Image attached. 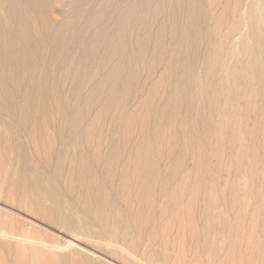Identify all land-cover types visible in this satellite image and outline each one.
I'll return each mask as SVG.
<instances>
[{"label":"rangeland","instance_id":"374dc122","mask_svg":"<svg viewBox=\"0 0 264 264\" xmlns=\"http://www.w3.org/2000/svg\"><path fill=\"white\" fill-rule=\"evenodd\" d=\"M68 1L48 0L47 15L52 22L67 17ZM105 1L95 2L101 4ZM127 1L115 0V51L110 46L114 35L108 39L109 42L104 36L102 47L97 52L98 69L95 76L86 83L88 86L85 85L86 89L100 86L101 91L83 104V110L88 114L83 122L87 119V124L91 118L94 119L95 114L97 118L103 106L106 114L103 111L105 116L100 113L99 119H94L95 132L82 144L90 155L102 153L103 150L102 154L109 155L111 150L115 152V158L119 157L122 163L129 162V165L130 161H135L143 154L147 155L152 164L151 170H156L159 177L165 180L166 193L170 194L175 186L176 190L180 189L179 194L184 196H180L182 205L179 208L183 216L178 222L174 218V222L170 211L166 213L156 208L153 222L150 223L152 226L145 225L146 214L140 220L136 219L137 225V221H134V216H137L136 205L129 206L121 196L115 195L119 208L127 213L130 221L133 219L132 232L128 238L132 239V243L135 239V249L130 248L137 250H131L134 251L133 256L110 255L97 247L98 244L95 246L94 241L92 245L91 239L81 238L83 240L74 242L77 246L57 251V259L61 260L62 254L69 255L71 252L72 255L79 251L84 254L87 252V257L94 260L92 262L95 264H264V63L260 59L257 40L253 52H247L239 61L230 60L227 52L251 28L244 16L254 15L256 34V19L262 9L260 0H149L142 21L138 20L142 10L122 11L125 16L131 17V24L124 28L125 40L122 43L119 40L118 21L124 15L118 11V7L126 8ZM2 2L0 0V18L5 20L6 0ZM1 39L4 40V37L0 36V45L3 43ZM46 43L45 37L35 50L37 57L44 51ZM262 56L264 58V49ZM0 68H3L0 70V77H3L6 65L0 62ZM64 82L60 80L63 86L61 92L67 90L63 92L66 96L72 84L66 80ZM9 86V82L0 84V94L3 93L0 95V118H3L0 120V264H16L14 244L18 234L30 240L38 232L35 238L50 245L61 246L67 240H72L68 232L29 213L18 204L16 189L5 184V178L2 179V168L5 174L7 172L6 177L12 176L14 171L11 169H15L17 163L10 159H15L20 151L29 157L34 155L33 162L43 167L42 156L34 153L28 134L17 126L19 114L12 107L13 98L9 97ZM112 86L115 87V98L110 101L107 94L108 88ZM96 94L101 95L98 97ZM18 95L13 96L15 105L19 100ZM77 99L75 95L71 103L75 104ZM88 102L89 105L86 104ZM56 112L53 104L50 111L53 121L49 118L47 125L52 140L50 148H54L52 152L58 150L60 138L57 137L66 130L64 124L63 129L58 128L62 118L55 120L58 117ZM4 123L9 126V130H5L4 125L1 132V124ZM61 123L66 124L65 121ZM98 125L100 128L97 130ZM24 132L26 135H23ZM94 133L100 136L94 135L93 139ZM146 138L148 141H144ZM140 142L146 145L143 147ZM90 148L96 149L95 153ZM184 184L190 190L182 187ZM7 191L13 194L9 200ZM190 191L191 194L194 192L191 197L187 196ZM189 200L191 204L199 201L198 207L197 203L190 207ZM201 212H205L206 216ZM200 214L203 217H199ZM207 223H210L207 226L209 228L205 227ZM194 226L195 236L192 232ZM204 237L209 240H204ZM231 248L236 256L233 251H226ZM59 262L64 264L63 261Z\"/></svg>","mask_w":264,"mask_h":264},{"label":"bare ground","instance_id":"6f19581e","mask_svg":"<svg viewBox=\"0 0 264 264\" xmlns=\"http://www.w3.org/2000/svg\"><path fill=\"white\" fill-rule=\"evenodd\" d=\"M95 1L96 0H69L67 4L68 10L66 9L67 17L60 21L52 22L47 15L48 0H6L7 10L5 9V11L7 19L4 18L5 20H3L2 17V19L0 18V36L4 37V40L1 39L3 43L0 45V62L1 64H5L7 68L5 75L2 74L3 77H0V84L5 82L10 83L8 92L10 99H14L13 96L17 93L19 94V100L16 105L13 99L11 102L13 103L12 107H14L19 114L17 126L25 130L30 138L29 141L31 140L30 142L34 146V153L37 155L39 154L40 157L42 156L41 159H43V167H39L33 162L32 157L34 155L29 157L23 151H20L19 154L15 155V159H10L17 163V165H14L15 169H11L9 166L11 171H14L12 176L6 177L7 172L5 174L4 168H2L1 172L3 173L1 174L2 176L4 174V177H1L2 179L5 178V184L7 183L10 187L16 189V191H14L17 192V195L14 192L13 193L17 196L16 199L18 198V204L23 206L29 213L40 217L51 225H55L58 229L60 228V230H65L72 238V240H67L65 244L63 243L64 246H62V243V245L59 246L60 244L50 245L38 241L39 239L35 238L38 233L37 231L35 237H31L30 240L27 238L28 241L25 238V235L18 234L14 244V250L17 255L16 258L14 257L16 264H58L59 261H63L64 264H95L92 262L94 260L87 257V252L84 254L76 251L75 249L73 250L76 251L74 254L70 255L71 252H69V254L68 250L67 253L69 255H66L64 252L65 254L60 256L61 260L57 259V251L60 250L61 252L62 249H71L77 246L74 242L81 238H86L87 240L91 239L92 245L95 244L96 246V244H98L97 247L106 251V253L108 252L110 255L127 254L133 256L134 251H137L134 250L136 244H134L135 239H133V243L131 242L132 239H128L132 232L133 223L131 221H133V219L131 218L132 220L130 221V217L127 213L122 211L120 209L121 207L119 208L118 203L115 200V195L121 196L120 198L126 201V203L128 202L129 206H131L130 204L136 205L137 212L135 214H137V216H134V221L136 219L140 220V217H142L143 214H146L147 220L145 221V225L147 227L151 225V222H153L154 211L156 208H159L164 212L170 211L174 216L173 219L176 218L177 222L178 219H182L183 216V213H180L179 209L180 205H182L181 198L184 197L179 194L180 189L176 190L175 186L173 190L171 189L172 192L169 190L170 194L166 193L164 187L165 180L159 177L156 170L155 172L151 170L152 164L147 155H139V158L132 156L137 159L132 162L129 159V165V162L125 164L119 160V157L118 159L117 157L115 158V152L112 151V153L111 150V154L108 153L109 155L102 154L104 153L103 151H105L103 150L102 153L98 152L95 155L92 154V156L88 153L86 146L82 144L84 141H88L92 136V133L95 132L93 131V127H95L94 119H97L100 113L102 116L106 114V111L104 110L105 106H103L101 110L105 111V113L102 111L104 114L99 111L100 113L98 112L99 114L97 115V118H95V114L94 119L91 118L87 124H85L87 119L85 120V123L83 122L85 115H88L85 114L83 110V104H85V101L93 98L92 95L95 93L98 94V91L100 90V86L99 88L98 86H94L92 89H86L85 85H87L86 83L89 82L93 76H95L94 73L98 69L99 61L97 52L99 48L102 47V38L104 36L109 42L108 39L112 38L111 35H114L113 43L110 46L113 51H115V0H107L101 4L99 2L96 3ZM148 1L149 0H128V6L126 8L123 6L118 7V11L124 15L123 18L121 16L118 21L120 26L118 30V33L120 34L119 40L122 43L125 40L124 28L131 24L130 15L125 16L122 11L126 13V11L128 12L130 9L131 11L142 10L138 18L139 21H142ZM0 10L2 12V9ZM1 14L2 13H0V15ZM45 37L47 42L45 49L37 57L35 50L43 43ZM3 68H0V70ZM60 80H63V83H65L64 80H66L68 83L70 82V84H72L69 94L66 95L67 97L64 96L66 93H63L67 90L64 91L62 89L63 92H61V88L63 86H61ZM109 86H111V84ZM75 95L78 99L77 101L75 100L74 103H76L73 104L71 103V99L73 100ZM100 95L101 94H99V96ZM107 95L110 101L114 100V86L108 88ZM94 99L96 101V97ZM89 102L92 104L91 101ZM89 102L86 104L89 105ZM53 104H55L57 110L56 113L58 114V117L55 118V120H60L62 118L63 121L66 122V124L61 123L63 122L62 119L59 121V125H61L58 126V128L63 129L64 124L66 126V130L60 134L61 136L59 135V137H57L60 138V142L58 144L59 148L57 147L58 150L56 152L51 151L54 148H50L52 147V145L50 146L52 140L49 135L50 131H48L49 129L47 128L49 118L51 119L50 116L52 113L50 114V111ZM98 107L99 106H95V108ZM93 110L95 111L94 108ZM94 111L92 113H94ZM57 114H55V116ZM89 118L90 117H88V119ZM100 118L103 119V117ZM1 119L3 118H0V120ZM103 122L104 121H102V123ZM55 124L58 125L56 122ZM1 125H3L1 128L5 125V130H9V126L7 124L4 123ZM98 126L97 130L100 128V126ZM13 128L14 127L10 130ZM1 132H3V128ZM98 132H100V129ZM98 134L94 133L92 138L94 139V135L96 137ZM103 135L105 134L103 133ZM99 139L100 138H98V140ZM147 139L148 138L144 141H148ZM100 142H102V140ZM140 144H143V147L146 145L144 142H140ZM99 145L101 146L102 143ZM137 145L140 146L139 143ZM94 150L91 149V152H94ZM8 157L9 156H7L6 159ZM12 162L13 161H11V163ZM184 178L186 179L185 176ZM185 186L186 185L184 184L182 187ZM186 187L185 189L187 190L188 188ZM8 188L7 190H9ZM193 188L195 187L193 186ZM13 189H11V191H13ZM188 190H190V188ZM195 191L197 192V189ZM9 192H6L8 200L11 198V195H13ZM193 193L194 192H192V194ZM192 194L190 191V194L185 195L191 197L190 195ZM196 200L199 199L197 198ZM194 201L192 204L197 203L196 205L198 207L199 201L196 203ZM185 203L187 202L185 201ZM18 204L16 206H18ZM188 204L192 207L191 200H189ZM186 206L188 207L187 204ZM203 207H205V205ZM133 209L135 210V206ZM170 212H168L169 216ZM188 212V216H190V211ZM187 213L186 217H188ZM202 214L204 217L206 216L205 212ZM166 215L167 214H165V216ZM200 216L202 215L200 214L199 217ZM176 220L174 219V222ZM188 220L190 219L188 218ZM182 222H184V220ZM190 222L192 223V221ZM209 224L207 223L205 227ZM197 226L196 228H198ZM210 227H212V224ZM4 228L6 227L4 226ZM135 228L137 229L138 226H135ZM42 230L40 232H44ZM193 230H195V226L194 229H192L193 235L195 236ZM139 231L141 232V229H139ZM139 231H137V235ZM206 231L207 230L205 228L204 232ZM8 233L9 232L7 231V234ZM13 233L15 234V231H13ZM50 236L53 237L52 235ZM50 238H47L48 241H50ZM136 238L138 237L136 236ZM150 238L151 237H148V239ZM205 239L206 238L204 237V240ZM51 240H53V238H51ZM10 241L13 242V240ZM4 242L7 243L6 241ZM205 242L207 243L208 241ZM130 248H134L131 249L134 251L131 252ZM232 248L231 250L229 249L226 251L232 252ZM248 251L249 250H247V253ZM233 253L235 254L234 251ZM237 254H239V252ZM13 255L15 256V254ZM231 259H233V257ZM95 261L97 262V260ZM238 262H240V260ZM234 263L235 262H232V264Z\"/></svg>","mask_w":264,"mask_h":264},{"label":"water","instance_id":"95a60500","mask_svg":"<svg viewBox=\"0 0 264 264\" xmlns=\"http://www.w3.org/2000/svg\"><path fill=\"white\" fill-rule=\"evenodd\" d=\"M261 2V10L260 13L258 15V18L256 19L258 21V25L256 28V34L254 33L255 30V26H254V15L249 14L248 17L244 16L246 22L248 23L249 26H251V28L249 29V31L247 30L242 38L240 39L239 43H237L236 45L230 46L228 49V57L230 60L232 61H239L240 59H242V57L244 58L245 54L247 52H253L254 48L253 45L255 43V40H257V44L259 46V55H260V59L261 62L264 63V58L262 56V50L264 49V3L262 0H260Z\"/></svg>","mask_w":264,"mask_h":264}]
</instances>
